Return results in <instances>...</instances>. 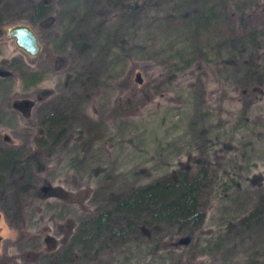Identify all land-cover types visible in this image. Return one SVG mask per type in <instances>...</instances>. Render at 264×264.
Segmentation results:
<instances>
[{
  "label": "rangeland",
  "instance_id": "obj_1",
  "mask_svg": "<svg viewBox=\"0 0 264 264\" xmlns=\"http://www.w3.org/2000/svg\"><path fill=\"white\" fill-rule=\"evenodd\" d=\"M36 1L0 0V148H39L44 162L28 166L40 189L23 194L20 224L0 211V264H264V217L241 222L264 208V0H49L50 19ZM17 22L38 33L37 54L8 36ZM186 161L210 172L190 243L161 225L83 255L77 226L113 191Z\"/></svg>",
  "mask_w": 264,
  "mask_h": 264
},
{
  "label": "trees",
  "instance_id": "obj_2",
  "mask_svg": "<svg viewBox=\"0 0 264 264\" xmlns=\"http://www.w3.org/2000/svg\"><path fill=\"white\" fill-rule=\"evenodd\" d=\"M49 2V0L34 2V15L38 18L50 19ZM137 5V2L128 3L130 7ZM247 17L248 20L245 21ZM249 23L248 14L240 12L238 28L242 34L252 33L251 30L248 31ZM2 25L3 17L0 12V31ZM129 78L133 79L132 71ZM126 106L128 107L129 104ZM64 117L66 114L63 107L55 108L53 112H49L48 122L54 127L59 119ZM63 130L64 127L58 132L55 129L51 135V142L60 140ZM41 155L39 148L27 151L20 145L0 148V211H3L16 225L22 221L23 194L31 189H40V186L35 184L28 166L33 163L35 168L43 169L44 162ZM209 174L208 165L205 163L194 169L186 161L182 163L180 169L173 170L169 175L132 185L121 192L113 191L110 197L111 205L97 208L77 226L74 238L82 246L83 255L90 259L97 258L113 244L125 241L129 235L161 225H168L176 229L178 234L180 233L172 244L190 243L205 217L200 198ZM44 187H47L48 194L59 197L71 194L60 186L44 184ZM263 217L264 208L256 206L241 219V222L245 227L254 228L257 225L261 226ZM162 238L163 236H159L158 240Z\"/></svg>",
  "mask_w": 264,
  "mask_h": 264
},
{
  "label": "water",
  "instance_id": "obj_3",
  "mask_svg": "<svg viewBox=\"0 0 264 264\" xmlns=\"http://www.w3.org/2000/svg\"><path fill=\"white\" fill-rule=\"evenodd\" d=\"M8 36L14 38L18 47L30 55L37 54L41 49L38 33L28 23L17 22L7 28Z\"/></svg>",
  "mask_w": 264,
  "mask_h": 264
}]
</instances>
